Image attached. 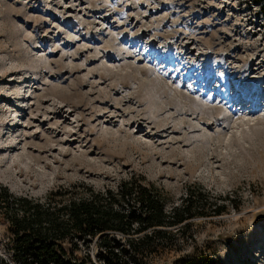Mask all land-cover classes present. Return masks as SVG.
Segmentation results:
<instances>
[{"label": "rangeland", "instance_id": "rangeland-1", "mask_svg": "<svg viewBox=\"0 0 264 264\" xmlns=\"http://www.w3.org/2000/svg\"><path fill=\"white\" fill-rule=\"evenodd\" d=\"M131 180L167 211L194 192L202 215L111 234L151 239L130 264H264V0H0V187L60 201ZM77 244L73 262L106 264Z\"/></svg>", "mask_w": 264, "mask_h": 264}, {"label": "trees", "instance_id": "trees-1", "mask_svg": "<svg viewBox=\"0 0 264 264\" xmlns=\"http://www.w3.org/2000/svg\"><path fill=\"white\" fill-rule=\"evenodd\" d=\"M195 195L190 192L182 207L167 211L157 189L134 180L123 183L116 191L101 193L87 188L86 194L78 197L66 191L58 195L60 201L53 194L43 201L16 197L0 187L1 215L9 223L15 242L13 262L0 257V264H82L70 259L64 244L78 249L77 243L95 240L97 257L104 263L130 264V259L152 254L150 243L143 246L145 241L150 242L149 236L141 244L126 246L110 235L126 237L133 232L152 231L155 237L166 238L170 232L162 229L188 226L190 219L202 215L192 212ZM207 197L197 192V198ZM225 211L224 206H216L214 213L221 215Z\"/></svg>", "mask_w": 264, "mask_h": 264}, {"label": "bare ground", "instance_id": "bare-ground-1", "mask_svg": "<svg viewBox=\"0 0 264 264\" xmlns=\"http://www.w3.org/2000/svg\"><path fill=\"white\" fill-rule=\"evenodd\" d=\"M113 15V13L112 14H110L109 15V17H111ZM145 36H147V35H142V38H144ZM131 40H137V41H140V42H143V40L142 39H140V38H132ZM22 51V50H21ZM23 53V52H22ZM187 54V53H186ZM63 68H65V67H63ZM67 70V69H66ZM62 71H64L63 69H62ZM68 71H69V69H68ZM67 71V72H68ZM51 73V72H50ZM53 73V72H52ZM58 73H61V72H58ZM58 73H56V74H58ZM65 73V72H64ZM72 74V73H71ZM57 76H59V75H57ZM63 77V76H62ZM169 77L167 76V79H168ZM163 80V79H162ZM187 80V79H186ZM73 90V89H72ZM77 92V91H76ZM61 95L62 96H68V92H66L65 90H63L62 92H61ZM77 95V96H76ZM78 95L80 96V95H82V94H79V92L77 93V94H75V95H71V96H73V97H78ZM176 95V94H175ZM73 99V98H72ZM244 102H246V100H244L243 101V103ZM202 107L204 108V110L205 111H209L210 110V108L208 107V106H206V105H202Z\"/></svg>", "mask_w": 264, "mask_h": 264}]
</instances>
